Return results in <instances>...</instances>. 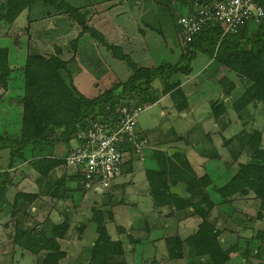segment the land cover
<instances>
[{
	"label": "trees",
	"instance_id": "obj_1",
	"mask_svg": "<svg viewBox=\"0 0 264 264\" xmlns=\"http://www.w3.org/2000/svg\"><path fill=\"white\" fill-rule=\"evenodd\" d=\"M257 1L264 7V0ZM110 2L113 0L0 2V27L4 28H10L23 14L27 13L29 18L35 9L38 10L37 13L43 15L45 13L53 15L55 12L69 14L82 28L81 36L84 32L89 33L99 46H105L107 53L109 52L106 58H113L125 64L130 72L125 79L113 76L110 80L111 77L108 76L106 79L111 82L110 87L100 88L95 95L89 96L73 83L79 61L74 65L75 58L67 59L61 47H57V54H50V59L47 58L49 55L29 53L24 66L15 70H12L9 63V49L0 48V98L9 91L13 72L19 71L24 81V94L20 100L22 107L20 133L0 136V150L10 151V168L0 173V215L7 213L6 216L10 217V220L7 218L8 221L0 223L5 238L0 244L13 249L18 247L33 254L36 264H113L116 258L126 255V246L122 238L106 239L103 236H99L94 244L84 247L72 262H69L68 252L61 249L60 241L73 239L75 228V219L71 215L73 195L75 192L91 189L87 188L85 183H79L83 179L81 171L70 167L66 157L73 151L71 149L74 147L73 141H76L77 146L85 142L80 137L95 121L100 120L114 126L122 107L142 109L143 106L152 105L153 85L156 81L163 84L161 89L163 96L179 88L183 84L182 77H189L192 74V64L198 54L208 55L220 65L219 69L224 74L233 72L240 77L242 84H246L243 94L233 102L232 107L239 117L246 112L252 120L245 126L247 128L243 132L225 140L226 144L239 142L240 148L235 152L237 160H242L246 154L249 157L246 161L240 162L231 180L217 192L226 202L239 200L238 194L245 199H259L260 217L264 211V20L258 23L257 30L251 34L248 32V24L237 33L224 37L221 24L210 25L195 35L187 47L183 46L181 37L182 52L177 63L147 67L137 63L136 56L132 55L135 50L127 53L124 46L127 48L129 46L123 45L124 39L120 36L114 41L108 39L100 29L89 25L86 15L81 13V8L93 5L97 9L96 14L99 15L105 12L106 5L111 6ZM189 9L193 11L192 2ZM52 32L53 30L48 29L42 34L48 37ZM119 39L123 42L119 43ZM131 47L130 44L129 49ZM100 85L97 82L94 86ZM218 103L219 101H216L212 105L209 120L213 125L218 124L227 111L225 103L222 105ZM255 121H260L261 127H253L252 123ZM30 147L32 158L29 160L26 152ZM132 147L128 142L122 145L121 150L125 159L132 153L134 149ZM171 159L167 157V164L156 170L147 171L156 208L168 206L173 209V213L184 211L188 215L200 216L202 222L197 238L186 240L191 241L190 252L196 256L212 258L215 264L230 262L233 257L227 254L221 245L222 231L216 223L208 221L217 206L208 194L207 189L213 184L209 175H197L186 160H179L176 163ZM25 162L39 174L37 193L23 188L26 181L23 172L19 173L21 170L19 167L11 169L13 165ZM126 162L128 161L126 160L125 164ZM172 167L177 170V174L171 170ZM67 178L75 182L74 189H67ZM172 187L180 188L182 195L172 193ZM12 189L14 193L11 196L9 192ZM95 193L98 194V191L95 190ZM36 201H46L47 204L49 201L51 204L50 209L44 213L43 220L31 213L32 204ZM53 211L63 215L56 223L53 222ZM25 218H30V221L20 227L19 222ZM118 234L128 233L126 229L120 227ZM125 236L131 246L141 242L132 235ZM257 237L258 235L255 238ZM166 242L168 252L174 259L183 258L188 250L185 241L177 235L166 238ZM253 252L256 255L258 251Z\"/></svg>",
	"mask_w": 264,
	"mask_h": 264
},
{
	"label": "rangeland",
	"instance_id": "obj_2",
	"mask_svg": "<svg viewBox=\"0 0 264 264\" xmlns=\"http://www.w3.org/2000/svg\"><path fill=\"white\" fill-rule=\"evenodd\" d=\"M181 1L184 0L169 2L113 0L109 3L111 6L106 5L105 12L99 15L96 14L97 9L93 5L81 8V13L86 15L89 25L100 29L108 39L114 41L120 36L125 42L119 39V43L128 44L129 48L131 44V49L125 46L124 48L127 53L135 50L132 55L136 56L139 65L152 67L164 63H177L180 59L182 31L177 19L178 16L189 12L181 8L183 5ZM37 12L38 10L35 9L29 18L25 12L26 14L20 16L10 28L0 27V48L9 49V63L12 70L24 66L29 53L50 56L51 53L57 54V47H61L67 59L75 58L74 65L79 61L73 83L86 95L92 96L100 88L110 87L111 82L106 79L108 76L111 80L113 76L125 79L130 75L125 64L113 58H106L109 52L107 53L105 46H99L89 33L84 32L81 36L82 28L69 14L55 12L53 15L47 13L43 15ZM248 27V32L251 34L252 31L257 30L258 23L251 22ZM48 29L53 32L51 36L48 34L46 37L42 32L45 30L47 32ZM192 66V74L189 77H182L183 84L166 96L161 94L162 82L154 83V102L152 105L143 106L137 117L138 142L144 146L140 154L134 152V149L128 154L127 166L125 165L122 174L113 185L100 191L101 194H96L93 188L76 193L74 203L78 204L77 208L82 207V223L88 225L76 226L73 235L76 233L79 237L84 235V240L87 242L96 241L99 236L106 239L110 236L112 239L122 238L126 246V255L116 258L113 264H215L212 258L196 256L190 252L191 249L189 250L192 247L190 240L197 238L199 225L202 222V218L197 214L188 215L184 211L178 212L175 220L162 219L164 225L162 229L158 226L157 228L154 226L148 232L146 228L142 229L139 236L143 241L132 247L125 234H118L120 227L131 230L132 222H140L143 213L149 212L151 215L152 212L157 211L154 201L151 200L147 171L156 170L161 165L167 164V157L172 158L176 163L179 160H186L197 175H209L213 184L207 189L208 194L217 206L208 221L216 223L222 231L220 237L222 248L233 257L226 264H264V211L260 217L258 207L259 211L256 209L254 217L252 215L246 217L244 210L250 204L247 205L240 194L237 202H226L217 192L234 176L240 162L246 161L249 157L246 154L242 160H237L236 166L231 167L234 162L232 151L236 152L240 146L239 142L225 143L226 139L240 134L247 128L245 126L252 122L246 112L239 117L232 107L233 102L243 94L246 84H242L240 77L233 72L224 74L219 69L220 65L208 55L198 54ZM11 78L13 80L9 91L0 98V136L19 134L22 126L20 100L24 94V81L19 71L13 72ZM97 82L101 84L100 87L94 86ZM224 94L230 97L225 103L227 111L220 122L213 125L209 120L212 105ZM259 122H253V127H261ZM73 143L74 147L77 146L76 141ZM218 151L221 153L219 158L229 163L228 166L231 168L225 169L223 160H215ZM31 152L30 147L26 152L29 160L32 158ZM9 153V150H0V173L10 168ZM201 153L204 155L202 156ZM18 167L21 169L19 173L23 172L26 181L23 188L31 190L29 187L31 185L33 187V184L28 183L33 179L31 176L35 170H32L27 162L13 165L11 169ZM171 170L177 174V170L175 171L173 167ZM79 183H84V180H80ZM74 185L75 182L67 183V186ZM173 188L175 187L171 189ZM13 193L14 189L9 195L12 196ZM49 204V201L48 204L46 201H36L32 204L31 213L43 220L44 213L50 209L51 204ZM39 207H41L40 211H38ZM76 209L71 210L73 218H77L78 211H81ZM6 215L7 213L0 215L2 217L0 223L10 220ZM52 218L57 221V212L53 211ZM29 221L30 218H25L19 222V226ZM165 225L169 226L165 229L170 234L169 237L177 235L185 241L188 250L183 258L171 257L167 242L164 241V244L161 241ZM254 234L258 237L252 238ZM151 239H155L156 247H152ZM188 239L190 242L186 241ZM2 241H5V238L0 228V242ZM62 243V248L66 251L71 249L74 255L79 251L80 245L76 241ZM253 250L258 251L256 255ZM68 259L72 262L74 257ZM0 264H36V259L33 254L21 248L13 249L0 244Z\"/></svg>",
	"mask_w": 264,
	"mask_h": 264
},
{
	"label": "built area",
	"instance_id": "obj_3",
	"mask_svg": "<svg viewBox=\"0 0 264 264\" xmlns=\"http://www.w3.org/2000/svg\"><path fill=\"white\" fill-rule=\"evenodd\" d=\"M193 11L178 16L183 46L187 47L195 35L204 28L219 23L223 37L235 34L251 22L264 20V7L257 0H195ZM140 108L124 106L117 124L95 121L81 135L85 140L66 157L68 165L78 168L87 188L103 191L113 185L122 174L125 155L121 148L125 142L134 145L140 154L143 144L138 142L136 129Z\"/></svg>",
	"mask_w": 264,
	"mask_h": 264
},
{
	"label": "crops",
	"instance_id": "obj_4",
	"mask_svg": "<svg viewBox=\"0 0 264 264\" xmlns=\"http://www.w3.org/2000/svg\"><path fill=\"white\" fill-rule=\"evenodd\" d=\"M193 1H195V0H184V1H181V4H183V5H181V8L184 10V11H190V7H191V2H193ZM230 98V97H229ZM230 100V99H229ZM228 102V101H227ZM79 146H76V147H73V148H71L72 150H75L76 148H78ZM232 154L234 155V162H233V165L231 166V167H233V166H236L237 165V162L239 161H237V159H236V156H235V151L233 150L232 151ZM201 155L203 156L204 155V153H201ZM219 155H220V157H221V153L218 151V156L215 158V160L216 159H219V161H222L220 158H219ZM1 156V155H0ZM1 158V157H0ZM213 159V158H212ZM1 160V159H0ZM212 161V160H211ZM127 163V162H126ZM223 163L225 164V169H229V168H231L230 166H228V164L229 163H226L224 160H223ZM126 166H127V164H125ZM125 166V167H126ZM1 172H3V170H1ZM34 173H32V176L31 177H33V179L31 180V182H30V185L31 184H33V187H32V185H31V192L32 193H34L35 191H38V187H37V181L39 180V174L37 173V172H35V171H33ZM202 175H204V174H202ZM202 175H199V176H202ZM61 176V173H59V175H58V177H60ZM117 180V179H116ZM230 180H231V178H230ZM229 180V181H230ZM40 181V180H39ZM228 181V182H229ZM69 182H71V179L70 178H67V183H69ZM227 182V183H228ZM226 183V184H227ZM76 186L74 185V186H67V189H74ZM76 193H80V191H78V192H75L74 193V195H73V200H76ZM99 194H101V192H98ZM85 196V195H84ZM149 197H150V193H149ZM151 200H153V197L151 196ZM243 200L245 201V203L247 204V205H249L250 204V206H253V208H251L250 206L249 207H246V209L244 210V216H246V217H248V216H250V215H252L253 217L255 216V213L257 212V210L259 211V209L261 208V200H259V199H256V198H251V199H245V198H243ZM238 200H236L235 202H237ZM76 205H78V204H75L74 202H73V206L71 207V209L73 208V209H76L77 207H76ZM82 205L84 206V202L82 203ZM254 207H256V208H254ZM259 207V209H257ZM251 208V209H250ZM72 209V210H73ZM81 210V211H78V210ZM76 210L79 212V216L77 217V218H74L75 219V228H76V226H79V225H83L84 223H82V221H83V219H82V207H81V209H79V208H77ZM171 209V210H170ZM257 209V210H256ZM157 211H160V212H157V211H154V212H152L151 213V215L149 214V212H147V213H143V217H141V221L140 222H136V223H134V222H132V224H131V226H132V229L131 230H127L126 229V231H127V233L129 234V235H132V237L134 238V239H136V240H140V241H143L142 240V238L139 236L140 234V231H142V229H145L146 230V232H148V231H150L152 228H154V226L157 228V226L159 227V229H162V226H164V225H162V219H172V220H175L176 219V214H178V213H173V209L172 208H170V207H168V206H165V207H162V208H159V210L158 209H156ZM165 210H167V212L165 211ZM216 210V209H215ZM261 210V209H260ZM36 211H37V209H36ZM39 211V210H38ZM256 211V212H255ZM249 212H251V214H249ZM255 212V213H254ZM58 214V213H57ZM154 214H156V215H154ZM63 216V215H62ZM62 216L61 215H59L58 214V218H57V221L58 220H61L62 219ZM250 218V217H249ZM252 218V217H251ZM57 221H54L53 220V222L54 223H56ZM151 221V222H150ZM218 221V220H217ZM156 224V225H155ZM85 225V227H87V225L88 224H84ZM133 225H135V226H137L136 228H134V226ZM166 228H169V226H166L165 225V227H164V229H163V233H164V236H162L161 237V241L162 242H164V241H166V238H168L169 237V233H167L166 231H165V229ZM82 230H84V228L82 229ZM166 232V233H165ZM84 233V232H83ZM134 233H136V234H134ZM77 234V233H76ZM73 235V239L71 240V241H76V242H78V244L80 245L79 246V251L76 253V255H74L73 254V252H72V250L70 249V250H67V252H68V258H70V257H76L80 252H81V250L84 248V247H88V246H90V245H92V244H94V242L95 241H85L84 240V235H82V236H77V235ZM128 234H125V235H128ZM252 234V233H251ZM256 235L254 234V235H252L251 237L252 238H254ZM110 239H112V237L110 236L109 237ZM119 237H117V239H118ZM71 241H60V245H61V249L62 250H64L63 248H62V242H65V243H69V242H71ZM151 241H152V247H156V245H154V243H155V239H151ZM62 243V244H61ZM164 244H165V242H164ZM130 247H132V246H130ZM133 250V249H132ZM64 251H66V250H64ZM166 252V251H165ZM164 252V253H165Z\"/></svg>",
	"mask_w": 264,
	"mask_h": 264
},
{
	"label": "water",
	"instance_id": "obj_5",
	"mask_svg": "<svg viewBox=\"0 0 264 264\" xmlns=\"http://www.w3.org/2000/svg\"><path fill=\"white\" fill-rule=\"evenodd\" d=\"M48 59H50L51 57L50 56H47ZM224 97V98H223ZM229 96L227 94H224L221 99L219 100V105H222L224 103H226L227 101H229ZM100 192V191H98ZM171 192L174 193V194H177V195H182V190L180 188H173L171 189Z\"/></svg>",
	"mask_w": 264,
	"mask_h": 264
}]
</instances>
